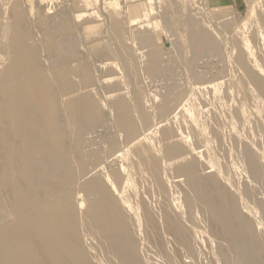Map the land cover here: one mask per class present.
<instances>
[{
	"label": "bare ground",
	"instance_id": "1",
	"mask_svg": "<svg viewBox=\"0 0 264 264\" xmlns=\"http://www.w3.org/2000/svg\"><path fill=\"white\" fill-rule=\"evenodd\" d=\"M6 12H8V10ZM254 22L255 24H259L260 27L264 29V2L260 3V6L257 12V17ZM12 26H15L16 28L17 24L16 25L14 24ZM110 27H111V33L113 35V38L115 39V42L119 44V47L118 45H115V46L118 47L117 49L122 53L128 48L124 44L125 42L127 43V46H128V39L126 41V37H125L124 24L120 19L116 18L114 21L111 22ZM67 28L68 27L65 24L64 25L59 24L56 29H58L60 33H62L64 30H67ZM262 33L264 34V30ZM175 34H173V36H175ZM191 35H193V33L190 32V34L185 36V37H189L187 38V40L190 39ZM3 36H5L11 43L12 53L6 57L5 59L6 62H4L0 66V124H1L0 125V164L3 163L6 168V170L3 172L0 170V264H148L149 260L148 261L146 260L149 258L147 255L148 254L147 252L149 251H147V249L144 247L146 251L143 250V253L146 252V254L144 253V255H147L146 260L143 259V257H141L142 253H140L141 252L140 249H142L141 248L142 240H144L142 236L146 237L147 240L148 239L155 240V242L157 243V246H159L160 248L164 246L165 240L167 241L168 239L170 240V237L172 236L171 239H174L177 242L176 245L178 246V248L180 245V249L183 248L188 252L191 251L189 252V254L196 252V255H197V250L196 251H193V250L198 248L197 247L198 244L200 245L199 241H204V238L203 240L201 239L198 241L196 248L192 247V246H195V243L190 246L191 237L189 238L190 236L189 234H191L190 231H192V229L190 228V226H188L189 227L188 228L184 225L185 224L184 221L187 222V219L189 220L193 218L192 215H194L195 216L194 218L198 220L199 218L198 214H197V217H198L197 218L195 213H193L197 205H201L204 208H206L207 209L206 215L209 212L208 216H211L212 218L210 219L209 217L208 220L209 221L212 220L215 222V223L212 222L213 228L210 229L212 230V233L214 231L213 230L214 227L218 224L217 226L219 227L220 231L217 228V232L218 234L222 236V239L220 237V240L223 241V239H225L224 241L225 242L227 241L226 243L230 244L231 252L233 251L236 255L235 256L236 258L234 259H237L239 264H261L262 259L260 260L261 257L259 258V255L261 254L263 255L264 253V251L262 250V244L264 246V243H262L261 241V238H260L261 235L259 237H256L258 235L257 232L256 234H254L256 230L254 231V229H252L253 227L250 224V222H252V219L254 220L253 216L252 217L250 216V218L252 219L251 220L249 219V221L245 218V216L249 214L248 213L247 215H245L247 211L249 210L247 205H246V208H248V210H245V206L241 205L242 208H244V211L246 212L244 213L242 211L244 213V216H243V213L242 214L240 213L241 211L239 212L237 208L238 198H239L237 194L239 191L237 192L234 191L235 192L234 193L232 191V188L231 189L228 188L227 182H229V178H230V175L228 174V172L222 171L223 169H221V172L226 173L225 175H221L220 170L216 167L217 168L216 170L212 168L213 170H215L213 173L210 171V173H205L203 175L200 174L201 172L200 165L204 164L202 163L204 161L203 158L202 159L200 158L202 156H200L201 152L199 149L201 147L203 148L202 143L201 145H199V142L202 141V137L205 136L203 137V140H204L203 145L205 146V143L207 144L206 150H208L209 148L208 144L210 145L216 144V140H219L220 142V139L218 137L220 135L218 134L219 129L217 130V126L219 125L218 123L219 120L217 121V119H219V116H220L218 110L216 112H218L219 116L217 114L218 118H216V115L215 117L213 115L214 114L213 109L212 108L210 109L209 107L208 111L212 110L213 114L212 115L210 114V115L211 117L212 116L214 117V118L212 117L211 119L212 121L210 120L211 123H209V120L208 121L206 120V122H204L206 119L205 118L206 116H204L205 119L203 118L204 121L201 119V117L199 118V115L197 113L200 110L198 109V107H196V109L198 110L196 111L197 113L195 114V115H198L196 116L198 117V119H191L190 117L191 115L188 109H187L188 110L187 112L183 111L185 115L184 121L185 119L188 120V122L190 120L189 128L188 126H186V128L189 130V134H191L190 136L194 138V140L193 138H191V140H193L192 143L199 145V147H197V149H199L198 151L199 154L198 155L196 154L197 153V150H196V152H193L194 156L192 155V158L190 157V159L188 160L187 154L189 153L188 155H190L192 151V148H190L192 144L191 145L189 144L191 140L190 141L188 140L189 136H184V134L186 135L188 133V130L185 129L187 132L184 131L185 133L182 134L180 133V131H178L179 129L178 125H177V128L176 127L174 128L173 123H172V126L166 125L162 127L161 125H159L158 128L159 129L161 128V129L159 133L156 132V134H158L157 137L159 136L160 142L162 141L163 143L164 141V143L163 144L159 143L160 148L158 145L159 149H157L155 147L156 146L155 142L157 139H152V140L147 141L146 136H143V132L141 130L142 127L144 129L145 127H149L148 125L153 120V118L151 117L152 114L150 115L148 112L144 110V107H145L144 101L147 98L143 99V95H142L143 92L141 91L137 92L135 97L133 98V102H132L133 104H131L130 101H128V99H125V97L123 98V95H121V92H120L121 97L117 96V98L113 99V102H111L110 100L109 102L111 103H109V105L112 104L111 108L115 114V123L117 126L116 129L117 131L121 133L119 135L120 136L122 135L127 140V144H125L126 150L122 151L123 157L121 156L122 158H125L124 159L125 161L127 160V165L123 170L115 168V169H110V171H108V173L106 174H101L102 173L101 172L100 175H98L96 173L97 170L95 169L91 170L94 167L91 168L90 166V169H88L89 165L95 166L97 164V161H99L97 157L98 155L96 154L97 156L92 158L90 161H88V159L87 160L85 159L84 157L85 154L83 156L79 155V152L81 151L80 149L82 148L81 145H82L83 133L86 130H88L97 120L99 121V118H101L102 116L100 112L101 107H103L105 110V107L102 106L101 104H98L97 103L98 100H95V99H98L96 98V96L98 95L101 96V94H99L100 92L98 93L96 91V88L98 86L95 85V83H97V81L94 82V78L92 79V75L88 69V66L90 67L91 64L90 65L84 64L83 66L80 64L79 66L81 67L78 69L75 67H69L70 64H67L64 67L65 73L63 75L57 76L55 74H52L51 72H48L47 70H42L38 68L37 59H36V53H38L37 47H32L30 45H27L26 43L23 46H21V40L22 39L25 40V39L20 38L17 35H14L10 31V29H4ZM252 36L254 35H251V37ZM142 37L140 39H142ZM46 38H47V41L43 44L44 50H46L48 54L53 55L59 49V44H57V42L50 41L48 36H46ZM144 38L143 39L147 41L145 35H144ZM177 39H178V36H177ZM178 40L180 41V39ZM236 40H237L236 41L237 43L239 40L241 41V38L240 39L238 38ZM253 40L255 41L254 38ZM192 41H194V44L195 42L197 43L200 42V44L201 42L204 44L205 43L210 44L211 39L209 35H207L206 33V34H202V36L200 37L199 36L195 37V39ZM213 41L214 39L212 40V42ZM248 41L249 40H247V42ZM189 45H192V43ZM112 46L114 47V45ZM116 47H114V49H116ZM180 47L181 45L179 44V48ZM73 48H74V45H71L70 47L71 52H70V55L67 57V62L69 61V59L71 60L75 59V56L73 55V52H72ZM180 49H181V52H183L182 48ZM248 49H250V46ZM263 49L264 47L262 45V51ZM138 51L139 50H137V52ZM178 51L180 50L178 49ZM234 51L235 50L233 46L232 52L234 53ZM239 51H238L239 54L235 51L238 54L236 55L237 59L235 58L237 61L236 60L235 61L238 62V65L243 71L242 74L244 75V78L242 76H240V78L242 77L241 80L243 79V81L241 84L244 87H246V89L243 88V86L241 87L245 89L246 91H248L247 87L249 85H252L253 94L256 96H260L264 102V72L263 73L258 72L255 69L257 68L255 63H254V67L251 64H249L248 60L251 61V59L249 58V55L251 54L250 51H249L250 54L248 55L247 54L248 52L245 53L244 52L245 50L244 51L242 50V46H241V50ZM262 51L260 53L257 52L260 54V57H259L260 60L264 58ZM125 52H126L125 54L126 56H124L123 59L121 60H123V64L126 67H128L127 70L129 72H127L126 70L125 73H128V74H126L125 76L129 75L130 78L128 77V80L126 77V82L129 83L128 81L130 82L132 80L136 81V78L138 77L137 73L139 72V70L136 73V70H135L136 62L134 63V60L131 57L132 55H134L133 52H132V55H130L129 52L127 55V51ZM104 54H103V57H104ZM140 56L142 58V55ZM154 56L155 55H153V57ZM232 56H231V59H232ZM181 57H182V54H181ZM181 57L180 59H183ZM146 59L148 60L147 56H146ZM147 60L145 61L149 63V61ZM149 60H150V63L148 64V68H150V71L151 70L153 71V68L156 65L155 66L153 65V62H152L153 59L151 60V58H149ZM153 61L156 62L157 60H153ZM86 62H89V60H87ZM261 62H264V61L261 60ZM137 66L139 67V65ZM112 68L111 70L115 71L116 68H113V69ZM145 70L148 71V69H145ZM234 70H236L235 67H234ZM231 71L233 74V70ZM232 74H231V77H232ZM233 77H236V76L233 75ZM238 78H239V75H238ZM235 79L236 78H234L233 81ZM93 82H94L93 87L96 86L95 89L89 86L91 83L93 84ZM235 82L239 83L237 82V80ZM227 83L225 82V88L227 86L226 85ZM121 85H123V83ZM236 85H235L236 88H239L238 84ZM86 86L87 88L89 86L90 89H93L91 90L92 95L90 93H84V94L80 93L79 95L76 94V92L79 91L80 88L86 87ZM227 87L229 88L230 86H227ZM241 87L237 91H240ZM118 88L120 91V88H121L120 85L114 86L113 90L118 89ZM205 88H206V85H205ZM94 90H95V94H94ZM208 90L210 91L211 94H213L216 91L215 89V91H213L212 93L211 88H208ZM223 90H224V87H223ZM229 90L231 91L232 89H229ZM56 91L57 92L61 91L62 93H64L63 95H69L70 93H72L73 96L71 95L72 97H69L65 102H60V100L54 96V93ZM74 92L76 95L73 94ZM200 92H202L201 89H200ZM200 92H199V98H200ZM167 93L171 94L173 92L171 91L170 93L167 91L165 93V96L163 97L161 96L160 101L162 99L161 104L163 106L169 105L171 100L175 97L173 93L174 97L171 95V99H170L168 97L169 94L167 95ZM225 93H227V88H226V92L224 91V95L226 97ZM231 93L232 91L230 92L231 97L229 98H232ZM238 94L239 93H237L236 95L237 99H238ZM206 95L208 96V93H205V96L203 97L204 101H206L205 100ZM228 95L229 94H227V96ZM247 95H246V98L249 97ZM192 97L194 96L192 95ZM241 97L242 96H240V98ZM194 98H193V101L194 103H196L197 99H194ZM203 98H200V99L203 100ZM214 98H215L214 100H216L215 96ZM250 98H251V95H250ZM200 99H198V102H201ZM99 100H101V98ZM108 100L109 99H107V101ZM211 100L212 98L210 100L208 98L207 102ZM223 100H224V96H223ZM233 100L237 102L235 99ZM248 100L247 102H249ZM234 101H233V104H234ZM147 102L148 101H146V103ZM198 102L196 104H198ZM217 103H218V99H217ZM229 103L230 102L228 101V104ZM251 103H254V102L253 101L251 102L250 100L249 104ZM99 105H101V107ZM191 105L192 104H190V107ZM203 105H205V102L203 103ZM203 105H202V111H203ZM233 106L236 107L235 104ZM252 106H254V104ZM234 107H233L232 112L235 110ZM244 107L245 106H243V102L240 101L239 106H237L235 110L234 116H236L240 120L241 118L244 119L245 117ZM108 109L109 107L107 108V110ZM228 109H232V108H228ZM101 110L103 111V109ZM109 111L111 112L110 109ZM208 111L206 108V114L204 112L203 115H207V113L209 114L210 112ZM256 111L259 112L258 110ZM31 112H33V114L30 116ZM222 112H225V114L227 115L226 116L227 119H229L226 111L224 110ZM248 113H250V111ZM254 113L253 115H255ZM262 114L264 116V113ZM61 117H65L67 119V122L70 123L73 127L72 134L69 140H65L64 138V126L65 125L61 123L60 121ZM221 117L223 116H220V118ZM215 118L218 124V125L214 124V125H217L216 127L214 125L211 126L212 123H214L213 119ZM224 118L225 117H223V119ZM181 119H183V117ZM178 120L181 122L180 119ZM233 120H235V122L238 121L236 120V118H234ZM240 120L238 121L239 123H240ZM257 120L258 119L256 118V121ZM161 121L164 123V120H161ZM184 121L182 120V122ZM223 121L226 126L227 125L226 120H223ZM219 122L222 123V121H219ZM250 122H251V119H250ZM253 122L251 124L255 123ZM241 123H242V120H241ZM260 124H261V127L259 126L260 127L259 130L262 129V126L264 129V125H262V122ZM263 124H264V121H263ZM221 126L222 125H220V127ZM254 126L256 129V125ZM227 127L229 128L231 127V129H233L232 126H230V122H229V126L227 125ZM246 129H248V127ZM246 129L245 131L247 132ZM229 131L228 129H226L227 133ZM154 133L155 132H153V134ZM206 133H208V135L210 136L209 137L206 136ZM250 133L251 132L249 130V135ZM256 133H257L256 135H258L257 131ZM225 135H226V138H228L227 134ZM256 135L255 137H257ZM238 136L240 137V135ZM249 139H251L250 136H249ZM227 140L226 141L229 143V139ZM236 140L237 138L234 139V141L238 143V141ZM1 141H3V144L1 143ZM257 141H258V138H257ZM257 141L255 142V144L257 143ZM211 142H215V143L211 144ZM227 142L225 143L227 144ZM233 142H231L232 145H234L235 143ZM244 142L245 141L243 138L242 143ZM236 143L234 146L236 147L235 150L237 151L238 146L236 145ZM248 143H247L248 147L246 146V143L244 144L245 148L242 147L245 149V152H244V154H246L245 159L247 158V162H248L247 168L249 170L248 169L247 170L249 171V175H251L252 178H254V180L251 178V176L250 178L254 182L256 180L255 184L257 186H260V184L258 185L257 183H261V186L258 187V189L256 187L257 191L259 190V188H262L263 192L261 191L262 193L260 194V197H261L262 195L264 196L263 194L264 193V164L262 165L261 162L263 161H260V158L258 157L261 155V153H259L260 155L258 154V156H257L256 151H255L256 154L253 153V151H251L252 146H250L251 147L250 148ZM128 144H130V146H127ZM157 144H158V141H157ZM217 145L218 146L214 145L215 146L214 152L219 151L218 150L219 143H217ZM222 145L220 147H222ZM258 145L259 144L257 143V146ZM229 146L231 147V145H228V147ZM210 147L212 149V146ZM72 148L73 149L76 148L79 150V151L77 150V152H76V149L74 150V154L76 153L78 154V156L74 158H73V154H71L72 151L70 153V150H69ZM114 148H115V144L111 142L108 147V151L106 152L109 153ZM261 148L262 146L260 147V149ZM211 149L210 151L212 154ZM225 149L229 150V148H225ZM231 149H234V147H231L230 150ZM206 150L205 149L202 150L204 151L202 152L204 153L203 156L207 154V152L205 153ZM221 150L222 148L220 149V151ZM210 151L208 152V155L210 154ZM222 151H223V154L225 152L226 153L228 152L225 150H222ZM236 151L235 153H239V150L237 152ZM243 151L244 150H242L241 152ZM261 152L263 153V150ZM83 153L84 152L82 151V154ZM216 153H219L217 154V157L218 155L219 156L223 155L222 153L220 154V152H216ZM93 156L94 155H91V157ZM224 156L227 157L226 154H224ZM209 157L210 158H208V156L206 157L208 159V164H209L207 165V167L208 169H211L210 167L216 166L215 154L213 156L209 155ZM86 158H89V156ZM238 158L240 159L239 156ZM225 159H227V161L225 162L229 163L228 159H231V158L230 157L224 158V160ZM221 160L224 161L223 157L221 158ZM232 160H233V157L230 161ZM218 161L220 160L218 159ZM240 161L238 160L239 163ZM225 162H222L223 167L225 166L224 165ZM227 163H226V166H229V168L225 166V170L226 168H228L230 171L231 166L232 168L235 169V167L232 165L234 161L231 164V166L228 165ZM98 164L96 165V167L98 166ZM169 165H172V166L175 165L174 167L175 176L181 177V180H179V182L180 183L182 182V184L178 186L181 187L182 191L177 190L180 196H181V192L183 193L182 196H183V201H184V208L182 209L183 207V204H182L181 210L177 209L178 202L175 203L176 200L170 203V200H171L170 196L172 195V192L168 188V183L170 180L168 181L169 178L166 173ZM205 165H206V162L204 166L203 165L202 166L206 168ZM243 166H244V163H243ZM240 167H241V163H240ZM232 168H231L232 177L238 175V174L233 175V173H236V171H238L237 170L238 168L236 167L237 169L235 172H233ZM99 170H98V173L101 171ZM204 171L205 170H203L201 173H204ZM168 172L170 173V171ZM170 174L172 175L173 173H170ZM243 174L240 173L239 175L243 176ZM166 176L168 179L166 178ZM172 176H174V174ZM176 177L174 178L172 177V178L176 179ZM145 181H148V183L149 182L150 183H149V186L146 187L145 190H142L143 186L148 185V183H146ZM244 181L243 183L245 185L246 181L245 182ZM171 182H174V181L172 180ZM143 183L147 185H144ZM243 183H242V186L239 183L240 187H244ZM234 186L235 185H232L231 187H234ZM248 186L249 185L247 184L245 185L246 190H248L249 188ZM236 188L238 187L236 186ZM251 189H252V186H251ZM243 190L244 189L240 191L243 192ZM246 190L244 191L245 194L248 193V191ZM177 191H173V193L174 192L177 193ZM230 191H232L233 193ZM257 191H255L256 194L258 193ZM169 192H171V195L169 194ZM255 192L253 191L252 193H255ZM6 193H8V195L10 196V199L6 196ZM79 193L84 194V197L88 199L85 208L82 210L78 208V204H77V202L79 201L77 200V196ZM145 193H149V194H146V197H145L144 196ZM252 193L251 192L249 193L250 196L252 195ZM150 194L151 196H149ZM155 195L157 196V198L159 197L161 198L160 204L158 206L156 205L154 206L153 204L149 203L151 200L149 202L146 200V198L149 200L150 197L152 196L154 197ZM248 195L244 196L242 194V196H240L241 198H239V201L241 202L240 199H242L243 197H245L247 201V199H249L250 197V196L248 197ZM255 196L258 197L259 194ZM173 197L174 199L175 197H177L178 200L180 199L179 195L178 196L174 195ZM157 198L154 199L156 200V202H157ZM78 199H81V198H79L78 196ZM244 199L242 200L244 201ZM258 200H257V203L255 202L257 209H258L257 206H259V209L257 211H259L260 208L262 209V206L264 208V205L261 206L260 204L261 200L259 201ZM249 201L250 200H248V202ZM252 201L253 200L251 199V203L253 204ZM248 202H244L242 204H248ZM173 204H177V206L173 207ZM262 204H264V202H262ZM202 211H204V209H202ZM200 212H201V209L199 210V213ZM185 213H186V218H187V215L189 217L186 220L184 219L183 221V214ZM250 213L252 214L251 210H250ZM202 214L203 213H200V215ZM202 217H200L201 222L203 220ZM204 217H207V216H204ZM194 218L192 219V221L195 220ZM256 218L257 219L260 218L261 220V218L264 219V216L262 215L261 217H256ZM192 221H188L189 225L196 223V221H194V223H192ZM199 221L197 223L200 226L194 227L193 225V228L199 229L200 227L203 228V225L204 226L206 225L203 222L200 223ZM210 223L211 221L208 223V225ZM263 223L264 222H262V225H264ZM214 224L216 225L214 226ZM210 225L212 226V224ZM257 227H258V224H257ZM200 230L199 231L197 230V231L201 237L203 234L199 233L201 232ZM215 230H216V227H215ZM207 231L209 232V230ZM207 231L203 230L202 233L204 232L207 233ZM260 231H261V223H260ZM194 232H196V230H194ZM214 233L216 232L214 231ZM196 234L194 233V235ZM209 238H210V235H209ZM257 238H260L259 239L260 242L258 241ZM263 238L264 237H262V240ZM205 241L207 242V240ZM218 241H219V238L217 240V243L221 242V241L219 242ZM211 242L214 243V241L212 240ZM217 243L215 242V244ZM223 244L225 246V243ZM223 244L220 246V248L218 247V245H214V247L217 246V248H214L211 250L212 251L216 249L221 250L223 249L222 248ZM209 246H211L210 243H209ZM212 247L213 246H211V248ZM227 247L228 246H226V248ZM203 248L201 249L203 250ZM180 249L179 251L176 249L175 252L176 251L180 252ZM208 250L209 249L207 245V252ZM211 250H209L208 252L209 257H210V253L212 252ZM261 250L262 252L260 254ZM152 251L153 250L151 249V252ZM157 251L159 252V249ZM186 251H182L181 255L184 252L186 254L187 253ZM154 252L155 251L152 252V258H151L153 259V261H154L155 255H157L156 254L157 252H155V255H154ZM207 252L205 249L204 253H207ZM216 252L220 253L219 251H216ZM222 252L223 251H221V253ZM163 253L164 252H162V255ZM199 253H202V255H204V258L206 257L208 258V256H206L202 251ZM213 253L215 252L213 251ZM228 253L231 254L230 252ZM228 253H226V257H224V255H220L222 256L223 261H225L226 258L228 260V258L230 257V256L227 257ZM234 253L232 254V256L234 255ZM165 254L168 255V253H164V255ZM186 255H184L185 261L183 262L187 264L188 258L186 257ZM196 255L194 257H196ZM170 256H168V258H170L169 260L173 261ZM188 257H190V255H188ZM157 258H160V256L159 257L156 256L155 259ZM202 258L203 257L201 256V261H202ZM163 259L164 261H162ZM167 260L168 259L165 260V256H164L161 259L162 262L161 261L159 262L158 260L154 262H157V263L159 262V264H163V262L165 263V261ZM191 260H193L192 256L189 259L190 262L188 261L189 264L191 263ZM206 260L208 259L203 260L205 261V264L209 263L208 261L206 262ZM176 261L177 260L174 261L175 264L177 263ZM209 261H210L209 264H212L214 260L212 262L211 260ZM151 262L149 261V263ZM215 262H217L216 258H215ZM229 262L227 264H231L232 261L230 263ZM202 263L204 264V262ZM151 264H154V263H151ZM193 264H195V262ZM216 264H219V263H216Z\"/></svg>",
	"mask_w": 264,
	"mask_h": 264
},
{
	"label": "rangeland",
	"instance_id": "2",
	"mask_svg": "<svg viewBox=\"0 0 264 264\" xmlns=\"http://www.w3.org/2000/svg\"><path fill=\"white\" fill-rule=\"evenodd\" d=\"M14 1H15V3H14ZM261 2H264V0H246L245 3L241 5V7L234 8V7H229V6H212L208 0H0V27H1L0 28V66L4 62H6L5 61L6 57L12 53L11 43L9 42V40L5 36H3V30L4 29H10V31L14 35H17L20 38H24L25 40H23V39L21 40V46H23L26 43L27 45H30L32 47H37L38 53H36V59H37V65H38L39 69L47 70L48 72H51L52 74H55L58 76V75H63L65 73L64 67L67 64H70L69 67H75L77 69L81 67V66H79L80 64L82 66L84 64H87V65L91 64L90 67L88 66V69L92 75V79L94 78V82L97 81V83H95V85H97L98 87L97 88H96V86L93 87L94 82H93V84L91 83L92 85L90 84L89 86L91 88L93 87V89L96 88V91L98 93L100 92L99 94H101V96L100 95L96 96V98H98V99H95V100H98L97 103L104 106L105 110L103 107H101V105H99L101 107V109H103L104 112L100 109L102 116H101V118H99V121L97 120L88 130H86L83 133L82 145H81L82 148L80 147L81 151L79 152V155L83 156L85 154L84 157L86 160L88 159V161H90L92 158H94L95 156L98 155L97 156L99 159V161H97V164L99 163L98 166L96 167L97 164L95 166H92V165L88 166L89 167L88 169H90V166H91V168L94 167L91 170H94V169L97 170L96 173L98 175H100L101 172H102L101 174H106V173H108V171H110V169L118 168L120 170H123L127 165V160L125 161L124 160L125 158H122L123 157L122 151L126 150L125 144H127V140L122 135H121L122 138L119 135L121 133L119 131H117V129H116L117 126L115 123V114L111 108L112 104L109 105V103L113 102V99L117 98V96L121 97V95H123V98L125 97V99H128V101H130V103L133 104L132 103L133 98L135 97L136 93L140 92V91L143 92L142 93L143 99L147 98L144 101L145 104L143 103L145 106L144 110L146 112H148L150 115L152 114L151 117L153 118V120L151 122L152 124L150 123L148 125L149 127H145V129L142 127L141 130L143 132V136H146L147 141L152 140V139H157L155 142V145H156L155 147L157 149L160 148V144L164 143V141H163V143H162V141L160 142L159 136L157 137L158 134H156V132L159 133V131L161 129V128L160 129L158 128L159 125H161L162 127L166 126V125L172 126V123H173V125H174L173 127L177 128V125H178V128H179L178 131H180V133L184 134L185 133L184 131L188 130L186 128V126H188V128H189L190 120H189V122L186 119H185L186 122L184 121L185 115H184L183 111L187 112L189 110L190 115H191L190 116L191 119H198V117H196V116L199 115V118L201 117V119L203 121L206 118L204 122H206V120L207 121L209 120V123H211V121H212L211 119L213 117V116L211 117V115L213 114V112H212V110L211 111H208V110H209V107H210V109L212 108L214 111V114H213L214 117L216 115V118H218L217 114L219 112L220 116H223L225 118L224 119H223V117L220 118V116L218 114L219 119H217V121L218 120L222 121V123H220L218 121V123H219V125H218L216 118H215V119H213L214 123H212V125H211V126H213L214 124H217L218 126L214 125L215 127L217 126V130L218 129H219V131L222 130L221 132L218 131V134H220L218 136L220 139V142H219V140H216V144H213L215 142H211V144H213V145L208 144V147H209L208 150H206L207 144L205 143V146L203 145L204 144L203 137H205V136H203L202 141L199 142V145H201V143H202V146H203V148L201 147L202 149L199 148L200 152L201 153L204 152V151H202L203 149L206 150L205 153L207 152V154L205 156H203L204 153H202V155L200 153V156H202L200 158L201 159L203 158V160L206 162V165H205L206 168L203 167L205 164L204 161L202 162V163H204V164H202L203 166L200 165L202 168V169L200 168V171L202 172L203 170H205L204 173L200 172V174L203 175L205 173H210V171L213 173L218 168L220 170V172H221V169H223L222 171L228 172V174L230 175V178H231L232 177V175H231V173H232L231 164L234 161V163L232 164L235 167V169L232 168L233 172H235L237 168H238L237 169L238 171H236V173H233V175L234 174L239 175L240 173L241 174L244 173V174H243V176L239 175L240 177L238 175H236V176H233L231 179L229 178V182H227V184H228V188L229 189L232 188L233 192L239 191L237 195L239 196V198H241L240 196H242V194L244 196H246L250 192L252 193L253 191L254 192L257 191L258 187L261 186V183H257L258 185L260 184V186H257L255 184L256 180L254 182L253 181L254 178H252V176L249 175V171H248L249 169L247 168L248 162H247V158L245 159L246 154H244V152H245V149H244L245 145L244 144L246 143V146H247V143L249 142L248 145H249V147L252 146V148L250 147L252 150L250 148L249 149L251 151H253V153H255V151H256L257 156L259 153H261V155L259 154L260 156H258V157L260 158V161H263V162H261L263 165L264 164V144H263L264 143V141H263V139H264V135H263L264 131L263 130L264 129H263V126H262L263 130L261 129L262 131L259 129L261 127V124H260L261 122H262V125H264L263 124V121H264L263 117L264 116L262 114V113H264V102L260 96H256L253 94V92H252L253 86L252 85H249L247 87L248 91H246L245 90L246 87H244L241 84L243 81V79L241 80V78L242 77L244 78V75L242 74L243 71L241 70L240 66L238 65V62H236L237 61L236 55L239 54L238 51L241 50V46H242V50L243 51L245 50L244 51L245 53L248 52L247 53L248 55L251 53L249 55V58L251 59V61L248 60L249 64H251L254 67V63H255V65L257 67L255 69L258 72H261V73L264 72V62H261V60L264 61V58L261 60L259 59V57H260L259 53L262 51V45L264 47V40H263L264 34L262 33L264 29L262 27H260L259 24H255V22H254L256 17H257V12H258V9H259ZM13 4H15V5H13ZM7 10H8V12H6ZM116 18L120 19L123 22L124 27H125L126 41L128 39V46H127V43L124 42L125 46L128 47L127 50H125V51H127V55H128V52L130 55H132V52H133L134 55H132L131 57L134 60V63L138 62L137 64L135 63L136 73L139 70V72L137 73L138 77L136 78V81L135 80L134 81L132 80L131 82L128 81L129 83L126 82V77L128 80L129 75L125 76L126 74H128V73H125L126 70L128 69V67H126L123 64V60H121V59H123L124 56H126L125 55L126 52L123 51L121 53L117 49L119 47V44H117V42H115V39L113 38V35L111 33V27H110L111 22L114 21ZM14 24L15 25L17 24L16 28H15V26H12ZM59 24H63V25L65 24L68 27L67 30H64L62 33H60V31L58 29H56ZM257 25H259V26H257ZM1 31H2V33H1ZM173 32H175L176 34ZM190 32L193 33L194 36L191 35L192 37L190 36V39L187 40V38H189V37H185V36L190 34ZM201 32H202V34L207 33V35H209V37L211 39L210 44L208 43L209 45L207 43H205L206 44L205 45L202 42H201V44H200V42L199 43L195 42V44H194V41H192L195 39V37L202 36ZM246 33H247V35H246ZM256 33H257V35H256ZM141 34L143 35V37ZM173 34H175V36H173ZM250 34L254 35L252 37L255 39V41L253 40V38L251 37ZM140 35H141L142 39H140L141 38ZM144 35H145L147 41L144 40L145 39ZM255 35H256L257 39H256ZM46 36L49 37L50 41H54V42H57V44H59V49L53 55L48 54V52L46 50H44L43 44L47 41ZM177 36H178V39H180V41L177 39ZM129 38L131 41L129 40ZM212 38L214 39L213 42H212V40H213ZM238 38L239 39L241 38V41L239 40L236 43V41H237L236 39H238ZM247 40H249V41L247 42ZM189 41H191V42H189ZM177 42H178V44H177ZM188 43L189 44L192 43V45H189ZM244 43L246 44V46ZM179 44L181 45L180 48H182L183 52H181V49L179 48ZM253 44H255V45H253ZM71 45H74L72 52H73V55L75 56V59L74 60L69 59V61L67 62V57L70 55V52H71V49H70ZM112 45H114V47H116L115 45H118V47H116V49H114V47ZM142 45H143V47L145 46L144 49H143ZM231 45L234 46V50L238 54L235 51H234V53L232 52L233 46H231ZM134 46H135V48H134ZM249 46H250V49H248ZM129 47H131V48H129ZM132 47L134 48V50ZM137 47H139V48H137ZM236 47H238L239 50ZM136 48H137V50H139L138 52H137ZM178 49L180 51H178ZM249 51H250V53H249ZM146 52H147V54H146ZM257 52H259V53H257ZM262 52H263L262 54L264 56V49ZM148 53H149V55H148ZM180 53L182 54V57H181ZM103 54H104V57H103ZM140 55H142V58L144 59V61ZM153 55H155V56L153 57ZM146 56L148 57V60L146 59ZM231 56H232L233 60L231 59ZM105 57H107V58H105ZM180 57L183 59H180ZM261 57H262V55H261ZM149 58H151V60L152 59L157 60L156 62L152 60L153 65L154 66L156 65L153 68V71L152 70L150 71V68H148V64L150 63ZM87 60H89V62H86ZM145 60L149 61V63L146 62ZM255 60H256V62H255ZM257 61H258V63H257ZM77 63H79V64H77ZM137 65H139V67ZM144 65H146V66H144ZM112 67L116 68L115 71L111 70ZM234 67L236 70H234ZM145 69H148V71ZM231 70H233V74H232ZM236 71L238 72V74ZM127 72H129V71L127 70ZM239 72H240V74H239ZM231 74H232V77H233V75L236 77L232 78ZM238 75H239V78H238ZM240 76H242V77L240 78ZM95 78H96V80H95ZM234 78H236V79L233 81ZM201 80L204 82H202ZM236 80L239 83H236L235 82ZM225 82L226 83L228 82L226 85L230 86L229 88L226 86V88H227V93H225L226 97L224 95V91L226 92ZM122 83L124 86L121 85ZM231 83H232V85H231ZM234 83L238 84L239 88L241 86H243V88H245V89H243L241 87L240 91H237V90H239V88H236L237 85ZM117 85H120L122 90H121V88H120V91H119V88L113 90L114 86H117ZM205 85H206V88H205ZM89 86H88V88H89ZM233 86L235 89L233 88ZM123 87H125V88H123ZM223 87H224V90H223ZM88 88H87V86L82 87L79 89V91L76 92V94L77 95H79L80 93L81 94H84V93H90L91 94V90H93V89H90V88L88 89ZM199 88L201 89L202 92H200ZM208 88H211L212 93H213V91H215V89H216V91L213 94H211L209 91L210 89L208 90ZM87 89H88V91H87ZM229 89H232L231 90L232 91V93H231L232 98H229V97H231V95H230L231 91ZM195 90H196V92H195ZM203 90H205V91H203ZM167 91L170 93L172 91L174 93L175 97L173 96V93H171V94L167 93V95L169 94L168 97L170 99H171V95L174 98L171 100L169 105L163 106L161 104L162 99L160 101V98H161V96L162 97L165 96V93ZM120 92H121V95H120ZM199 92H200V98H203L205 96V93H208V96L206 95V97H205L206 101H204V98H203V100H201L199 98ZM236 92L239 93L238 99L240 98V96H242L241 97L242 100H241V98L239 100L241 102H243V106H245L244 107L245 117H244V119L241 118L242 123H241L240 119H238L236 116H234L235 110H236L237 106H239V104H240V101L236 97V95H237ZM243 92H245V93H243ZM246 92L248 95L246 94ZM250 92H251V94H250ZM241 93H243L244 95ZM63 94L64 93H62L61 91H58V92L56 91L54 93V96L57 99H59L60 102H65L69 97L73 96L72 93H70L69 95H63ZM73 94L76 95L75 92ZM94 94H95V90H94ZM227 94H229V95L227 96ZM245 94L249 97L246 98ZM192 95L195 98L192 97ZM213 95L216 97V100H214L215 98ZM250 95H251V98H250ZM93 96H95V95H93ZM102 96H103V98H102ZM144 96H145V98H144ZM223 96H224V100H223ZM253 96H254V98H253ZM227 97H228V99H227ZM100 98H101V100H99ZM193 98L197 99L196 103L198 102V99H200L201 102H198V104H196V103H194ZM208 98H209V100L212 98V100L207 102ZM260 98H261V100H260ZM104 99L106 102L104 101ZM107 99H109V100L107 101ZM217 99H218V103H217ZM229 99H231V100H229ZM233 99H235V100L237 99L236 101L237 102L239 101L238 102L239 104L237 102H235ZM110 100H111V102H109ZM247 100L249 102H250V100H251V102L253 101L254 103H251V104L252 105L254 104V106L249 104V102H247ZM146 101H148V102L146 103ZM192 101H193V103H192ZM202 101L205 102V105H203L204 102H202ZM228 101L230 102L229 104H228ZM233 101H234V104L236 107L233 106L234 105ZM189 103L192 104L191 107H190ZM209 104H210V106H209ZM202 105H203V111H202ZM193 106H194V108H193ZM108 107L111 110V112L109 111V109L107 110ZM196 107H198V109L200 110V111H198V113L196 112L198 110V109H196ZM199 107H201V108H199ZM233 107L235 108V110L232 112ZM206 108H207V111L210 113L209 114L207 113V115H203L204 112L206 114ZM228 108H232V109H228ZM251 108L253 109V111ZM190 109H191V111H190ZM194 109H195V111H194ZM204 109H205V111H204ZM217 110H218V112H216ZM224 110L228 114L229 119H227V117H226L227 115L225 114V112H222ZM256 110H258L259 112H257ZM249 111H250V113H248ZM199 112L201 115L199 114ZM103 113H105V114H103ZM196 113L198 115H195ZM253 113L255 115H253ZM32 114H33V112L30 113V116ZM182 114H183V116H182ZM247 115H248V117H247ZM204 116H206V117L204 118ZM182 117H183V119H181ZM234 118H236V120H238V121L240 120V123L238 121L235 122V120H233ZM256 118L258 119L257 121H256ZM178 119H180L181 122ZM222 119L226 120V123L228 126H229V122H230V126H232L233 129H231V127L230 128L227 127V125L225 126V123ZM250 119H251V122H250ZM161 120H164V123ZM182 120L187 124L182 122ZM60 121L63 125H65L64 126V138H65V140H69L71 137V134H72L73 127L70 123L67 122V119L65 117H61ZM252 122L254 124H251ZM153 123H154V125H153ZM223 123H224V125H223ZM238 124H239V126H238ZM220 125H222V126L220 127ZM254 125H256V129H255ZM238 127H240V128H238ZM247 127H248V129H246ZM226 129H228V131L229 130L230 131L227 133ZM245 129L247 130L248 133L245 131ZM243 130H244V132H243ZM249 130L251 132L250 135H249ZM233 131L235 132L236 136H235ZM256 131L258 132V135H256L257 134ZM153 132H155V133L153 134ZM225 134H227L228 138H226ZM190 135L191 134H189V130H188V133L186 135L184 134V136H189V138H188L189 141L191 140V138H193ZM221 135L223 138L221 137ZM232 135L234 136V138ZM238 135H240V137ZM255 135L257 137H255ZM206 136L209 137L210 135H208V133H206ZM247 136H248V138H247ZM249 136L252 140L249 139ZM235 137L237 138L236 141H238V143H236L234 141V139H236ZM232 138H233V140H232ZM243 138L245 141L244 143H242ZM254 138H256V139H254ZM257 138H258V141H257ZM227 139H229V143L227 142L228 141ZM193 140H194V138H193ZM193 140L190 141L191 143L189 142L190 145L192 144V146L190 147V148H192V151L190 150L191 151L190 155H188L189 153L187 154L188 160L190 159V157L192 158V155L194 156L193 152H196V150H197L196 154L197 155L199 154V152H198L199 149H197V147H199V145L192 143ZM157 141H158V144H157ZM233 141L238 146L237 151L239 150V153H235L236 147L234 146L235 143ZM256 141L259 144L258 146H260V145L262 146L261 149L263 150V153L261 152L262 150L260 149L261 146L258 147L257 143L255 144ZM261 141H262V143H261ZM111 142L115 144V148L111 152L108 153L106 151H108V147H109ZM123 142H124V144H123ZM222 142H224V143H222ZM225 142H227V144ZM231 142H233L234 145H232ZM1 143L3 144V141H1ZM217 143H219V148L218 147H216V148H218L219 151H216V152H220V154L221 153L223 154L222 150L228 151L227 153L224 151L225 152L224 154H226L227 157H225L224 154L222 156L218 155V157H217V154H219V153L214 152L215 146H218ZM193 144H195L196 146ZM220 144L221 145L223 144L222 147H220L221 146ZM158 145H159V148H158ZM228 145H231V147H234V149L230 150L231 147L230 146L228 147ZM127 146H130V144H128ZM210 146H212V149ZM213 147H214V149H213ZM224 147L229 148V150L225 149ZM242 147H244V148H242ZM221 148H222V150L220 151ZM75 149H73V148L69 149L70 153L72 151L71 154H73V158L78 156L77 153L74 154ZM210 149L212 150V154L213 155L215 154L216 166L210 167L211 169H208L207 165H209V164H208V159L206 157L208 156V158H210L209 155L213 156L211 154ZM77 150L78 149H76V152H77ZM242 150H244V151L241 152ZM82 151L84 152L83 154H82ZM209 151H210V154L208 155ZM91 155H94V156L91 157ZM88 156H89V158H86ZM238 156L240 157V159L238 158ZM222 157H223V160H224V158L230 157L232 159V157H233V160L230 161L231 159H228L229 163H227V162H225V161H227V159H225L224 161L221 160ZM242 157H243V159H242ZM218 159L220 161H218ZM235 160L237 161V163ZM238 160L239 161L242 160V161H240L241 167H240V163L238 162ZM222 162H225V164H224L225 166H226V163L231 166L230 167L231 172L228 169L229 166H226L228 168H226V170H225V166L223 167ZM238 163H239V165H238ZM243 163H244V166H243ZM245 163H246V165H245ZM174 167H175V165H173V166L169 165L168 170L166 172L169 179L167 178V176H166V178L168 179V181L170 180L168 183V188L172 192V195H171V192H169V194L171 195L170 196L171 197L170 203L172 201L174 202L176 200L175 203L178 202V206H177V204H173V207L177 206V209L181 210L182 204H183L182 209L184 208V201H183V196H182L183 193L181 192V196H180V194L177 190L182 191L181 187L178 186V185H181L182 182L181 183L179 182V180H181V177L175 176ZM212 168H214L215 170H213ZM244 168H245V170H244ZM0 170L2 172L6 170L5 165L3 163L0 164ZM98 170L100 171L99 173H98ZM246 170H247V172H246ZM168 171H170V173H173L174 176H172L173 174L171 175ZM207 171H209V172H207ZM225 174H226L225 172H221V175H225ZM250 176L253 180L250 178ZM172 177L173 178L176 177V179H173ZM233 178H235V179H233ZM172 180L174 182H171ZM244 180L246 181L245 185L246 184L249 185L248 187L250 189L252 186L251 190L248 187H247L248 190H246V187L243 183ZM176 181H177V183H176ZM145 182L148 183V181H145ZM149 183H148V185L143 183L144 185H147V186H143L142 190H145L146 187L149 186ZM239 183L241 184V186L243 183L244 187H240ZM232 185H235V186L231 187ZM236 186L238 188H236ZM256 187H257V189H256ZM242 189H244L243 192L246 190V191H248V193L245 194V192L244 193L241 192ZM249 190H250V192H249ZM173 191H177V193L176 192L173 193ZM232 191H230V192H232ZM261 191L263 192L262 188H259V190L257 191L258 192L257 194H256V192L252 193V195H254V196H252V195L250 196V194H249L248 197L250 196L252 198L249 197V199H247V201H246L245 197L242 198V199L245 198L244 201L242 199H240L241 202L239 201V198H238L237 208H238L239 212L241 211L240 212L241 214L243 212L246 213L244 211V208H242L243 205L245 206V210H248V208H249V210H248L249 212L247 211V213L245 215H247L248 213L250 215L248 214L249 217L247 215V216H245V218L249 221V219L250 220L252 219V218H250V216L251 217L253 216L255 222L253 219H252V222H254V223L250 222L251 226L253 227L252 229H254V231L256 230L255 232L254 231L253 232H254V234H256V232H257L258 235L256 237H259L261 235V237H260L261 241H262V243H264V241H263L264 238L262 240V237H264V233H263L264 232V230H263L264 225H262V222H264V219L261 218V220H260V218H258V219L256 218V217H261L262 215L264 216V211H263L264 208L262 206V205H264V204H262V202H264L263 201L264 196L263 195H262L263 197L261 196L263 199L260 197V194H262ZM146 194H149V193H145V195H144L145 197H146ZM258 194H259L258 197L255 196ZM174 195L175 196L179 195L180 199H182V200H180V199L178 200L177 197H175V199H174V197H173ZM6 196L10 199V196L8 195V193H6ZM78 196L81 199H78ZM78 196H77V200H79L77 202L78 208H80V210H82L85 208L88 199L86 197H84V194H81V193H79ZM149 196H151V194ZM152 197H150L149 200L146 198V200L148 202L151 200L152 202L150 201L149 203L153 204L154 206L155 205L158 206L160 204L161 198L160 197L157 198L156 195L153 198ZM254 197L257 200L259 198H261L259 200H261L260 204L262 206V209L260 208L259 211H257L259 209V206H257L258 207V209H257L256 205H255V202L257 203V200ZM155 198H157V202H156V200H154ZM251 199L253 200L252 201L253 204L251 203ZM153 200H154V202H153ZM248 200H250L249 201L250 203L248 202ZM179 201H180V203H179ZM244 202H248V204H242ZM10 203H12V202H10ZM246 205L248 208H246ZM254 207H255V209H254ZM196 208L199 210L201 209L200 213H203V214L200 215L199 210H197ZM202 209H204L205 212L202 211ZM250 210H251L252 214L250 213ZM182 212H183V210H182ZM193 213H195L196 217L198 214V217H199V218L197 217L198 220H196L194 218L195 216L192 215V217L195 219L194 221H196V223H194V221H192L193 218L188 220L187 218L189 216L187 215V218H186V213L183 214V221H184V219L185 220L187 219V222L184 221V223H185L184 225L186 227L190 226V228L193 231V232L190 231L191 229L189 230L193 236V238H192L191 234H189L190 235L189 238L191 237L190 238V243H191L190 246L195 243V246H192V247L196 248L198 241L201 239L203 240V238H204V241L205 240H207V242L209 241L208 244L206 241H205L206 243L204 241H199L200 245L202 244L201 247L198 244V246H197L198 248L193 250V251L197 250V255H196V252L191 253L192 254L191 255V254H189V252H191V251L188 252L183 248L180 249V245L178 248V246L176 245L177 242L174 239H171L172 236L170 237V235H169L170 240L167 238L168 241L165 240L164 246L162 248L157 246V243L155 242V240H151V239L147 240L146 237L142 236V238L144 240H142V245H141L142 249H140L141 250L140 253H142L141 257H143V259L146 260V256L148 255V257L150 259L147 257L148 259L146 261L149 260L150 262L152 261L151 263L159 264L161 259L165 256V260L166 259H168V260L165 261V263L163 262V264H175V262H174L175 260H177L176 264H180L183 261H185L184 255L187 254L186 255V257L188 258L187 264H189L188 261L191 258V256H192L193 260H191L190 264H193L194 262H195V264H199L200 262L201 263L204 262V264H205V261H203L205 259H208V260H206V262L208 261L209 263H210L209 260H211V262L214 260L212 262V264H214V263L215 264L216 263L227 264L229 261L230 262L232 261L231 264H239L237 259H234V258H236L235 257L236 255L233 251L231 252L230 244H227L226 243L227 241L226 242L224 241L225 239H223V241L220 240V237L222 239V236L220 234H218V232H217V228L219 229V227L217 226L218 224L217 225L214 224V226L216 225L215 226L216 230H215V227L213 229L218 235L216 233H214V231L212 233V230H210L213 228V223H215V222L210 220L211 221L210 224H212V226L210 224H209L210 226L208 225V223L210 222L208 220V218L209 217H210V219H212V218H211V216H208L209 212L206 215L207 209L201 205H197L195 207V210L193 211ZM244 213H243V216H244ZM204 216H207V217H204ZM200 217H202V219L204 220V221L202 220V222L204 224H206L205 226L203 224H201V225H203L204 229L201 227L199 229L193 228V225H194V227L200 226L197 223L201 219ZM188 221H192V223H194V224L189 225ZM199 222L202 223L201 220ZM259 222L261 223V231H260V223ZM257 224H258L259 228L257 227ZM206 227H207V229H206ZM193 229L196 230V232H194ZM200 229H202V230H200ZM197 230L198 231L200 230L201 232H199V233L203 234L201 237H200V234H198ZM203 230L204 231L209 230V232L207 231V233L206 232L202 233ZM258 230L260 233L258 232ZM262 230H263V232H262ZM219 231H220V229H219ZM194 233L195 234L197 233L196 235L198 237L196 235H194ZM209 235H210V238H209ZM194 236L196 237V239ZM214 236L217 239H215ZM205 237H207L208 239ZM218 238H219V241L222 242V244L225 243V246H224V244L222 246V248L224 249V247H225V249L224 250L223 249H221V250L216 249V250H213L215 252V253H213V251L211 249L217 248V246L214 247V245H218L219 248L222 245L221 242L217 243ZM260 238H257L259 242H260V240H259ZM209 239L214 241V243H212L211 240H209ZM215 242L217 244H215ZM209 243L211 246H213L212 248H211V246H209ZM207 245H208V249L212 251L210 253V257H211V255L213 258L215 257L217 262H215V258L213 259L211 257V259H210L209 253H208L209 250L207 252ZM226 246H228V247L226 248ZM144 247L147 249V251L150 252V253L147 252L148 253L147 255H144V253L146 254V252L143 253V250L146 251V249ZM175 247H177V248H175ZM203 247L206 249V252L208 254L204 253L205 249ZM201 248H203V250ZM151 249L153 251L157 252L156 253L157 255H155V252H154L155 258H156V256L157 257L160 256V258H157V259H155L153 257L154 261H156V260L159 261L158 263L154 262L153 259H151L152 258V252H153V251L151 252ZM158 249H159V252L157 251ZM176 249L178 251L180 249V252H177V251L175 252ZM198 249H199V251H198ZM226 249L227 250L229 249V250L227 251ZM181 250L186 251L187 253L185 254V252H184L181 255V253H182ZM262 250L264 251L263 244H262ZM262 250L260 251V254H261ZM201 251L206 256H208V258L206 256H205L206 258H204V255H202V253H199ZM216 251H219L220 253H218ZM221 251H223L222 252L223 254L221 253ZM225 251H226V253L230 252L231 254L228 253L227 257H229V256L230 257L228 258V260L226 258L225 261H223V258L220 255H224ZM162 252L168 253V255H166V254L164 255V253L162 255ZM172 252H174V253H172ZM226 253H225L224 257H226ZM233 253H234V255H233L234 257L232 256ZM150 255H151V257H150ZM170 255H172V256H170ZM188 255H190V257H188ZM195 255L197 258L194 257ZM168 256H170L173 261H170L169 260L170 258H168ZM201 256L203 257L202 261H201ZM198 257L200 258V260ZM259 258H260V260L262 259L261 264H264V261H263L264 260V253H263V255L262 254L259 255ZM234 260H236V261H234ZM149 261H148V264H151V263H149ZM162 261H164V259ZM170 262H172V263H170ZM178 262H180V263H178ZM183 263H185V262H183ZM209 263H206V264H209Z\"/></svg>",
	"mask_w": 264,
	"mask_h": 264
},
{
	"label": "crops",
	"instance_id": "3",
	"mask_svg": "<svg viewBox=\"0 0 264 264\" xmlns=\"http://www.w3.org/2000/svg\"><path fill=\"white\" fill-rule=\"evenodd\" d=\"M212 6H229L234 8L241 7L246 0H208Z\"/></svg>",
	"mask_w": 264,
	"mask_h": 264
}]
</instances>
